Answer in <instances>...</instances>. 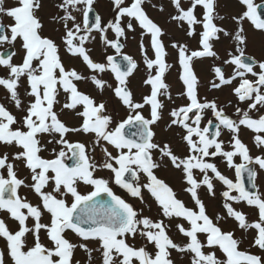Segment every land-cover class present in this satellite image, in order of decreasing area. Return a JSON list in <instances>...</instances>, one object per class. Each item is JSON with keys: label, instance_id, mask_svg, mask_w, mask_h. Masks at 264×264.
<instances>
[{"label": "snow or ice", "instance_id": "snow-or-ice-1", "mask_svg": "<svg viewBox=\"0 0 264 264\" xmlns=\"http://www.w3.org/2000/svg\"><path fill=\"white\" fill-rule=\"evenodd\" d=\"M95 3L58 0L49 14L57 25L52 34L39 14L42 0L8 7L0 0V212L16 223L0 217V264H81L77 251L86 264H177L173 252L184 264H264V185L257 183L264 171V59L246 54L245 27L264 33V0H238L235 14H222L218 0H169L172 11L152 0H111L107 20ZM146 6L167 12L165 24L184 38L170 35ZM129 34L139 37L140 61L123 52ZM97 37L100 60L89 46ZM77 59L87 74L68 62ZM205 60L207 80L196 70ZM141 62L145 91L137 99L129 85ZM176 65L182 90L174 97L167 78ZM224 88L235 101L207 94ZM105 90L124 117L109 110ZM242 128L254 133L260 154H252ZM161 169L179 174V190L157 174ZM202 193L219 198L222 211L210 215ZM237 230L254 233L248 248Z\"/></svg>", "mask_w": 264, "mask_h": 264}, {"label": "rangeland", "instance_id": "rangeland-1", "mask_svg": "<svg viewBox=\"0 0 264 264\" xmlns=\"http://www.w3.org/2000/svg\"><path fill=\"white\" fill-rule=\"evenodd\" d=\"M42 2L44 3V8L42 9V11L39 14L42 16V18L45 21V31L48 33L55 34L53 32V29L56 28L57 25H54L53 23H51L49 21V14L54 13L56 11L54 8V4L57 3L58 0H42ZM257 2H259V0H257ZM152 3L157 4V5L163 3L168 8V11H172L169 0H152ZM4 4L6 7L15 6L16 0H4ZM218 4H219L218 10L222 14H235L240 9V5L238 3V0H218ZM146 7H147V11L149 12L150 16H152L158 22H161L162 24H164V26L166 28H168L170 35H174L180 39L184 38L183 32L177 31L175 29V27L172 25L165 24V21L167 18V12L161 13L156 8H152L151 6H146ZM94 8H95L96 12H98L102 16V18H104L105 20L111 18L113 15L111 0H96ZM3 19H4L5 23H11L12 22L7 17H4ZM79 19L82 21V16L79 17ZM229 26L232 27L233 25L230 24ZM245 27H246L248 34H249V43H248V47L246 50V54L252 55V56L256 57L257 59H264V33L255 30L251 26V24H249V23H246ZM109 35L111 36L112 34L110 33ZM138 41H139L138 36L135 39H133L132 34H129V39L126 42V47L123 49V52L126 54H129V55H132L135 59L140 61L141 58H140V53H139ZM165 41H166V43L168 42L167 37H165ZM192 43L194 44L195 42L193 41ZM6 46L7 45H5L3 47L6 48ZM89 46L93 48L92 55L97 60H100L102 58L103 48H102V45L99 43V38L97 37V41L94 44L89 45ZM16 47H17V51L19 53V45L17 44ZM108 54H115V53L112 49H108ZM221 54H223V53L221 52ZM14 59L16 61H19L20 54H18ZM68 62L75 64L78 68L82 69L85 74H87V69L81 64V62L78 59L77 60H70ZM169 62L175 64V61L171 58H170ZM210 63H211L210 60H205L203 62H197L196 63V70L199 73V75L201 76V78L204 80H207L210 78V73H209ZM5 71H6L5 69L0 68V75H3L5 73ZM178 72H179V67H178V65H176L172 68V70L170 71L168 78H167V82L172 86V92H173L174 97H175L177 92L182 90V85L178 79ZM144 75H145L144 65L141 62L139 69L134 72L132 77H130V85H129L132 88L133 92L136 94L137 99H139L140 93L145 91V89L142 85V80L144 79ZM105 78L109 79L110 82L113 83V85L115 84L114 78H112L110 73L106 74ZM80 87L82 89L89 91L92 94L96 95L98 97V99L101 98L100 94L94 89V87L90 83H88V84L82 83L80 85ZM201 92L203 93L204 89H201ZM207 94L209 95V97L219 96L222 100H233V101H235V97L230 94V90L228 88H224L223 91H220V92H208ZM4 95H5V90L3 88H0V98H2ZM102 98L109 100V110H112L114 107L115 111L119 114L118 118H122L126 115V110L123 108V106L120 104V102L114 98V96L112 95V93L110 91L105 90ZM181 102L182 101H180L179 99L176 100L177 104H179ZM226 111L229 112L230 114H232V113H234L235 108H234V106H228V107H226ZM144 114L148 115V109L147 108L145 109ZM67 119L69 120L70 123H75V121L72 119L71 115H69L67 117ZM165 119H167V109L165 110ZM162 134L166 135L168 137L172 136L171 132L162 133ZM253 135H254V133L252 131L242 128L241 138L244 140V142L246 144L249 145V147L251 148L252 154L258 155V154H260V152L254 146ZM73 138L75 139L77 137H73ZM78 138L85 139L86 137H78ZM223 138H225V139L228 138L227 132L224 133ZM3 150H4V148L0 147V152H2ZM44 155L48 156V153L46 152V153H44ZM216 163L217 164H223V166H222L223 171H225L226 174H228L229 176L234 178V171L231 169H226L225 164L222 162V160L220 158L216 159ZM157 174L159 176H161L162 178L167 179L170 183L173 184V186L177 190H179L180 178H179L178 173L170 171L169 169H161L157 172ZM257 183L259 185H264V171H260L258 178H257ZM262 190H264V188H262ZM202 194L204 195L205 201L208 205V211H209L210 215H214L217 210L222 211V209L219 207L220 200L219 201H216V200L212 201V200H209L207 198L206 193H202ZM180 196L182 199H184L188 203L189 206H192V201H191V198L188 194L181 192ZM30 199L35 200L34 195L30 196ZM137 204H138V206H140L139 202H137ZM153 207H155V205H153ZM237 207L242 209L244 212L248 213L250 220L257 218L255 209L249 208L243 204L237 205ZM229 225L231 227H235L234 222L230 221ZM236 235H237V237H241V236L246 237L245 242L242 244L241 247L242 248H248L249 244L251 242V239H252V235H254V233H251V232L241 233L239 230H237ZM175 239L180 240L183 238L180 237L179 234H176ZM253 251H257V250L253 249ZM173 256L179 257L178 254L175 252H173ZM86 259H87V257L85 254V264H86Z\"/></svg>", "mask_w": 264, "mask_h": 264}, {"label": "flooded vegetation", "instance_id": "flooded-vegetation-1", "mask_svg": "<svg viewBox=\"0 0 264 264\" xmlns=\"http://www.w3.org/2000/svg\"><path fill=\"white\" fill-rule=\"evenodd\" d=\"M8 47V46H6ZM5 150V149H4ZM3 150V151H4ZM219 167L221 168V170L223 171L222 169V166L223 164H218ZM21 175L22 176H26L27 175V172L26 171H23L21 172ZM114 190L118 193V194H121V195H125L123 193V190L119 189V188H114ZM21 194L22 195H28L29 199H30V196H33V194L31 193H28L26 189H21ZM145 195L147 196V193H145ZM127 198V197H126ZM216 201H219V198L216 200ZM134 205L138 206L137 202H139L138 200H132L131 201ZM140 203V202H139ZM0 217H4L6 219V221L9 223V225L12 227V228H15L16 227V223L14 221H12L11 219H8V216H7V213L5 212H0ZM3 240H0V247H3ZM98 255V254H97ZM76 258L77 259H80L81 260V264H85V253L83 251H77L76 253ZM177 259V264H184V262L180 261L179 260V257H175ZM98 264V262H97Z\"/></svg>", "mask_w": 264, "mask_h": 264}, {"label": "water", "instance_id": "water-1", "mask_svg": "<svg viewBox=\"0 0 264 264\" xmlns=\"http://www.w3.org/2000/svg\"><path fill=\"white\" fill-rule=\"evenodd\" d=\"M90 15H92V14L90 13Z\"/></svg>", "mask_w": 264, "mask_h": 264}]
</instances>
